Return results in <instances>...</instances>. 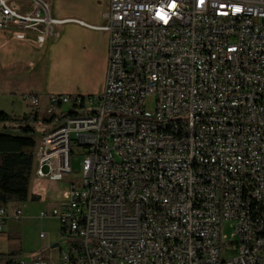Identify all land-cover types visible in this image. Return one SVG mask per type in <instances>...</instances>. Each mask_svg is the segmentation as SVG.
<instances>
[{"label":"built area","instance_id":"2783aa9c","mask_svg":"<svg viewBox=\"0 0 264 264\" xmlns=\"http://www.w3.org/2000/svg\"><path fill=\"white\" fill-rule=\"evenodd\" d=\"M68 21L108 32L105 86L49 95L48 113L75 112L36 152L37 177L68 179L40 213L67 246L15 264H264V0H110L100 25L0 0V44L41 55ZM22 217L1 206L0 231Z\"/></svg>","mask_w":264,"mask_h":264},{"label":"crops","instance_id":"0c3cea01","mask_svg":"<svg viewBox=\"0 0 264 264\" xmlns=\"http://www.w3.org/2000/svg\"><path fill=\"white\" fill-rule=\"evenodd\" d=\"M109 3L110 0H67L65 11L59 15L53 11V14L56 18H76L88 24L100 25ZM108 52V32L68 21L59 25L58 35L47 42L34 65L22 59L2 64L0 57V70L10 71L8 74L2 73L4 77L1 79L9 78L14 81L10 87H0V92H20V106L10 107L9 113L22 116L31 111L21 99L22 94L39 96L40 107L47 108L51 94L101 93L106 81ZM43 59L44 62L39 68ZM41 138L37 139L35 168L30 181V194L34 195L35 199L15 202L21 207L23 217L19 221L6 220L3 230L0 231V264H15L20 259L27 260L35 254L56 260L60 249L67 246L62 237L59 219L40 215L43 210H51L61 205L63 193L68 186V179L54 181L36 176V152ZM42 233L44 237L40 236ZM14 234L19 236V244H15L11 239ZM16 248H20L19 255L13 254Z\"/></svg>","mask_w":264,"mask_h":264},{"label":"trees","instance_id":"16d2710c","mask_svg":"<svg viewBox=\"0 0 264 264\" xmlns=\"http://www.w3.org/2000/svg\"><path fill=\"white\" fill-rule=\"evenodd\" d=\"M52 110L50 118L44 121H59L75 114L63 110L56 114ZM39 113L31 110L22 116L11 114L0 109V207L10 203L25 202L30 194V181L35 168V147L37 144L36 128ZM15 244L20 243L18 235L11 236ZM20 254V248L14 253Z\"/></svg>","mask_w":264,"mask_h":264},{"label":"rangeland","instance_id":"374dc122","mask_svg":"<svg viewBox=\"0 0 264 264\" xmlns=\"http://www.w3.org/2000/svg\"><path fill=\"white\" fill-rule=\"evenodd\" d=\"M52 6H53V11L56 15H59L63 13L65 10V2L67 4V0H51ZM53 40V39H52ZM12 40H7L3 39L2 43L0 44V57L2 64L3 63H8L12 62L15 59H22L25 61L32 62L33 64L35 63L34 61L40 56L39 50L35 47L34 43L33 45L25 46L21 45L19 42H14L12 45ZM31 46V47H30ZM3 50V51H2ZM3 53V54H2ZM3 57V58H2ZM3 59V60H2ZM46 59V58H45ZM44 62V59L41 60V63L39 65V68L41 64ZM9 69H3L0 70V87L7 86L10 87L14 83L12 79L7 78V80L1 79L3 76L2 73H9ZM20 92L19 91H3L0 92V109L11 112L10 107H17L20 106ZM63 110L67 112L74 111V106L73 104H65L63 106ZM36 111L39 113V119L34 123V126L36 128V139H40L42 135L51 129L54 124L56 123L55 121H44V118H50L52 114L54 113H48L47 108H42L39 107L36 109ZM62 112L61 109H57L56 114H60ZM72 178L76 183H78V180L80 178V173H79V159L77 157H74L73 160V173H72ZM222 232L223 234L230 235L232 232V225L230 222H226L223 227H222ZM62 246L65 247V243L62 242Z\"/></svg>","mask_w":264,"mask_h":264}]
</instances>
